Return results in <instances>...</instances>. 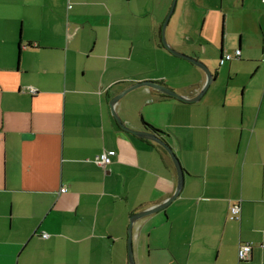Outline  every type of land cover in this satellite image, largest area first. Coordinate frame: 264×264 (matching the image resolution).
Segmentation results:
<instances>
[{
	"label": "crops",
	"instance_id": "crops-1",
	"mask_svg": "<svg viewBox=\"0 0 264 264\" xmlns=\"http://www.w3.org/2000/svg\"><path fill=\"white\" fill-rule=\"evenodd\" d=\"M154 2L0 0V264H128L130 217L169 199L177 172L116 118L183 170L177 197L134 222L135 264H264V0H177L165 28L214 82L215 64L246 74L238 100L145 86L112 108L139 82L185 99L205 84L162 45L172 0Z\"/></svg>",
	"mask_w": 264,
	"mask_h": 264
},
{
	"label": "water",
	"instance_id": "water-1",
	"mask_svg": "<svg viewBox=\"0 0 264 264\" xmlns=\"http://www.w3.org/2000/svg\"><path fill=\"white\" fill-rule=\"evenodd\" d=\"M175 3H176V0H172V3H171V6H170V9L168 11V14L161 26V42H162V45L163 47H165L171 54L177 56V57H181L183 59H186V61H190L193 65L197 66L198 68H200L202 71H203V75H205L206 77V80H205V84L204 86L202 87L201 91L198 93V95L194 98H191V99H185L184 97L176 94L175 92H173L172 90H170L169 88L161 85V84H158V83H154V82H151V81H144V82H139V83H136L134 84L133 86L129 87L128 89L124 90L123 92H121L120 94L116 95L111 103H110V106L113 108V106L115 105V103L118 101V99H120V97H122L124 94H126L128 91L134 89V88H137V87H147V88H153L157 91H159L160 93L166 95V96H170V97H174L176 99H179L181 101H184L185 102H197L199 101V99L205 94L206 90L208 89L209 85L212 83L213 81V77H212V74L210 73L209 69L203 64L201 63L200 61H197L191 57H188L186 55H183V54H180V53H177L176 51H174V49L172 50L170 48V46H168V44L166 43L165 41V37H164V33H165V28L167 26V23L170 19V16L173 12V9H174V6H175ZM236 51H240V50H236ZM113 115H115L114 111H112ZM120 127L128 132H130V134L132 133L133 135L137 136V137H142L144 139H149L153 142H157V144H159L167 153L168 155L170 156V158L172 159V162L175 166V169H176V172H177V185H176V189H175V192L174 194L167 200H165L162 204L156 206V207H152V208H149V209H146L144 211H141V213H136L134 215H132L129 219V225H128V228H127V259H128V264H135L134 262V257H133V250H132V226L134 224V222L136 220H138L139 218L141 217H144V216H148V215H151L163 208H165L167 205H169L176 197L177 195L180 193L181 191V188H182V185H183V170L181 169V166L179 164V161L178 159L176 158L173 150L161 139H159L154 133H146V132H142V131H134V130H131L128 129L127 127H125L124 124L121 123V121L116 118Z\"/></svg>",
	"mask_w": 264,
	"mask_h": 264
},
{
	"label": "rangeland",
	"instance_id": "rangeland-1",
	"mask_svg": "<svg viewBox=\"0 0 264 264\" xmlns=\"http://www.w3.org/2000/svg\"><path fill=\"white\" fill-rule=\"evenodd\" d=\"M149 2L152 3L154 6L156 5L154 0H149ZM0 13L4 17H6L7 15L8 16L10 15L9 14L10 11L8 9H6V7L5 8L3 7V9L0 11ZM165 18H164V20H165ZM164 20L161 21V25L163 24ZM164 37H165V33H164ZM17 38L19 40V32H18ZM16 46H18V45H16ZM16 48H17V52H18V47H16ZM241 68L245 72L246 68L245 67H241ZM215 70L217 71V73L219 75L216 78V81L215 82L213 81L209 85L210 88L208 87L209 88V93L207 94V97H209L210 95L213 96V97L215 96L214 98L217 101H220V100H222L224 95H230V96H234V97L236 96V98L238 100L239 97H241L242 92H243V88L242 87H243L244 84H246L248 82L249 77H247L246 74H241V75L237 76L236 78L227 76L228 75L227 70L225 68L219 67L216 64H215ZM227 109L231 110V107L229 106V103L227 104Z\"/></svg>",
	"mask_w": 264,
	"mask_h": 264
},
{
	"label": "built area",
	"instance_id": "built-area-1",
	"mask_svg": "<svg viewBox=\"0 0 264 264\" xmlns=\"http://www.w3.org/2000/svg\"><path fill=\"white\" fill-rule=\"evenodd\" d=\"M239 54H240V51H235V53H234V55L236 57H238ZM231 58H232L231 55L224 54L222 56V58L220 59L219 64L222 65L225 62L231 60ZM113 155H114V152L103 153L97 158V163H99L101 165L102 164L103 165H107L110 162V156H113ZM60 192L64 193V192H66V189L65 188H61ZM239 212H240L239 205L238 204H235L234 206L232 205L231 208L229 209V213H230L229 219H238ZM43 237H46V235H43ZM250 251H251V247L250 246H248V245L241 246L239 251H238L239 260H241V261L244 260L245 261L247 259V256H248Z\"/></svg>",
	"mask_w": 264,
	"mask_h": 264
},
{
	"label": "trees",
	"instance_id": "trees-1",
	"mask_svg": "<svg viewBox=\"0 0 264 264\" xmlns=\"http://www.w3.org/2000/svg\"><path fill=\"white\" fill-rule=\"evenodd\" d=\"M149 128H150V127H149ZM152 130L157 131V130H155V129H152Z\"/></svg>",
	"mask_w": 264,
	"mask_h": 264
}]
</instances>
